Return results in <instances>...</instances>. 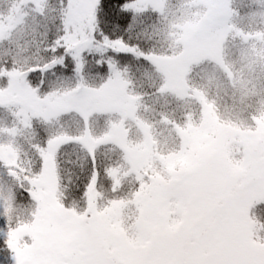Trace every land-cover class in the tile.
I'll use <instances>...</instances> for the list:
<instances>
[{
    "label": "snow or ice",
    "instance_id": "snow-or-ice-1",
    "mask_svg": "<svg viewBox=\"0 0 264 264\" xmlns=\"http://www.w3.org/2000/svg\"><path fill=\"white\" fill-rule=\"evenodd\" d=\"M0 264H264V0H0Z\"/></svg>",
    "mask_w": 264,
    "mask_h": 264
}]
</instances>
